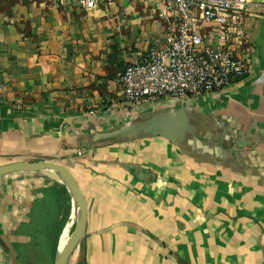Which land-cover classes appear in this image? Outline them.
<instances>
[{
	"label": "crops",
	"instance_id": "0c3cea01",
	"mask_svg": "<svg viewBox=\"0 0 264 264\" xmlns=\"http://www.w3.org/2000/svg\"><path fill=\"white\" fill-rule=\"evenodd\" d=\"M97 1L0 0V165L70 168L87 203L75 264H264V0H236L227 29L249 75L134 106L122 73L166 43L171 0ZM54 173L0 176V264H16L31 240L19 228L64 186Z\"/></svg>",
	"mask_w": 264,
	"mask_h": 264
},
{
	"label": "built area",
	"instance_id": "2783aa9c",
	"mask_svg": "<svg viewBox=\"0 0 264 264\" xmlns=\"http://www.w3.org/2000/svg\"><path fill=\"white\" fill-rule=\"evenodd\" d=\"M71 1L90 9L98 3L97 0ZM239 5L236 0H171L168 8L177 24L166 43L151 47L122 73L126 104L199 97L220 91L249 75L251 58L238 57L228 44L227 29L237 20ZM201 19L219 25L217 38L208 39L201 32ZM3 89L0 82V101Z\"/></svg>",
	"mask_w": 264,
	"mask_h": 264
},
{
	"label": "trees",
	"instance_id": "16d2710c",
	"mask_svg": "<svg viewBox=\"0 0 264 264\" xmlns=\"http://www.w3.org/2000/svg\"><path fill=\"white\" fill-rule=\"evenodd\" d=\"M66 188L61 185L54 186L45 196L44 200L37 201L30 214L28 222L23 223L19 231L31 237L26 243H16L14 247L13 262L16 264H48L50 256H40L34 252L37 246H41L42 254L46 249L48 242L49 228L47 223L50 220L57 222L59 209L62 206V196ZM62 192V193H61ZM64 197V196H63ZM46 255V254H45Z\"/></svg>",
	"mask_w": 264,
	"mask_h": 264
},
{
	"label": "water",
	"instance_id": "95a60500",
	"mask_svg": "<svg viewBox=\"0 0 264 264\" xmlns=\"http://www.w3.org/2000/svg\"><path fill=\"white\" fill-rule=\"evenodd\" d=\"M41 170H52L56 174H58L67 190L70 192L74 203L78 204L81 209V218L78 219V222L68 240V243L63 248L60 255L58 254L60 244L59 241L57 245L55 264H68L72 253L75 251L81 240L83 239L84 241L83 236L85 235L87 221V203L79 186V183L70 168L64 163L51 160H42L37 162L14 161L11 163L0 165V176L17 172H37ZM0 242L4 243L1 238Z\"/></svg>",
	"mask_w": 264,
	"mask_h": 264
},
{
	"label": "rangeland",
	"instance_id": "374dc122",
	"mask_svg": "<svg viewBox=\"0 0 264 264\" xmlns=\"http://www.w3.org/2000/svg\"><path fill=\"white\" fill-rule=\"evenodd\" d=\"M147 105H152V104H147ZM55 179H61L60 176H58V174H53ZM63 183V182H62ZM60 189V186H57ZM64 187L66 188V186L64 185ZM66 192L64 194H61L62 196V200L61 202L63 203L61 208L59 209V213L57 216V222L55 221H48L47 223V227L49 228V238H48V242L49 244L47 245L46 249L44 250V253L46 254H42L41 251V246H37L34 249V252L40 256L46 257V256H50L48 261V264H55V258H56V251H57V245H58V241H59V237L60 234L67 222V227H69V237L71 235V233L73 232L74 228H75V224L71 223V219L70 215H71V209H72V196L70 194V192L67 190H65ZM62 193V192H61ZM64 196V197H63ZM72 216V215H71ZM84 232V231H83ZM84 238V236H83ZM82 245H83V239L81 240V242L79 243V245L77 246V248L75 249V251L72 253L68 264H75V262L77 261V259L80 257L81 255V250H82ZM48 258V257H46Z\"/></svg>",
	"mask_w": 264,
	"mask_h": 264
},
{
	"label": "bare ground",
	"instance_id": "6f19581e",
	"mask_svg": "<svg viewBox=\"0 0 264 264\" xmlns=\"http://www.w3.org/2000/svg\"><path fill=\"white\" fill-rule=\"evenodd\" d=\"M71 214H72V216L70 215V218L69 219H71V217H72L71 223L72 224H75V226H76V224L78 222V219L81 218V209L78 206V204L74 203V201H72V211H71ZM67 222H66V224L64 226V229H63V231H62V233L60 235V238H59V242H60V244H59V253H58L59 255L61 254V251L66 246V244L68 243V240L70 238L69 237V233H68L69 232V227L66 226L67 225ZM57 257H58V255H57Z\"/></svg>",
	"mask_w": 264,
	"mask_h": 264
}]
</instances>
